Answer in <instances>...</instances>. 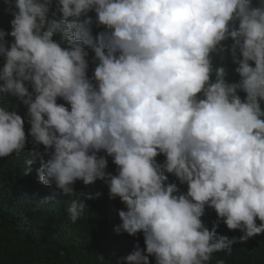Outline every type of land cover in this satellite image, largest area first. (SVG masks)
<instances>
[{
	"label": "clouds",
	"instance_id": "obj_1",
	"mask_svg": "<svg viewBox=\"0 0 264 264\" xmlns=\"http://www.w3.org/2000/svg\"><path fill=\"white\" fill-rule=\"evenodd\" d=\"M0 11L13 17L0 27V158L19 156L28 134L43 145L39 180L71 197V223L94 199L75 183L100 180L126 205L116 233L145 238L127 264H210L264 234V0H3ZM221 221L243 235L219 234Z\"/></svg>",
	"mask_w": 264,
	"mask_h": 264
},
{
	"label": "trees",
	"instance_id": "obj_2",
	"mask_svg": "<svg viewBox=\"0 0 264 264\" xmlns=\"http://www.w3.org/2000/svg\"><path fill=\"white\" fill-rule=\"evenodd\" d=\"M2 4L3 0H0V5ZM3 7L6 8L7 5ZM89 15L95 20L94 11ZM11 19L13 17L7 11H0V27L9 32ZM102 30L104 26L98 28L93 24V35ZM7 39L9 45L14 40L11 36ZM54 39L58 40L59 36H54ZM88 51L91 76L95 68L91 63L94 52L91 49ZM218 63L219 58H214V67ZM225 63L230 69L227 79L230 82L238 81L239 76L234 71L236 65L233 64L230 53L225 54ZM240 95L243 97L246 94L241 92ZM8 98L11 100L3 101L15 103L14 97L8 95ZM58 103H63V99L58 98ZM23 106L21 104L19 109ZM30 127L25 120L26 134ZM27 140V146L19 156L13 153L9 157L0 158V264H100L98 254H105V259L111 264H127L121 258L131 254L137 246L146 249L143 232L136 237L116 233L115 228L121 223L119 210L127 209L119 197L110 199L108 185L103 181L97 180L89 186L79 180L75 183L74 188L78 193H89L94 199L87 201L89 209L85 214L75 224L71 223L66 211L71 197L64 195L55 185L46 186L39 180V153L44 151V146L34 148L30 134L27 135ZM100 155L106 153L102 151ZM31 158L35 162L29 166L25 161ZM165 159L163 154L157 157L160 163ZM29 167L31 172L25 174ZM107 171L117 174V166L112 157H108ZM168 175L170 181L179 184L175 176ZM179 186L181 191H187L186 184ZM97 193L100 195L97 196ZM202 219L211 228L218 217L214 209L207 208ZM257 223H260L258 219ZM217 231L230 238L243 235L239 229H228L222 221ZM218 259H224L226 264H264V234L234 244L231 254L226 251L213 253L210 264H215ZM150 264H156L154 256L150 257Z\"/></svg>",
	"mask_w": 264,
	"mask_h": 264
}]
</instances>
